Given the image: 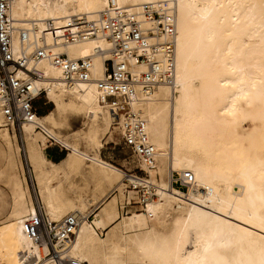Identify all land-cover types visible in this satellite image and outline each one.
<instances>
[{
	"label": "bare ground",
	"instance_id": "obj_1",
	"mask_svg": "<svg viewBox=\"0 0 264 264\" xmlns=\"http://www.w3.org/2000/svg\"><path fill=\"white\" fill-rule=\"evenodd\" d=\"M111 1L148 27L154 23L141 15L143 5H165L175 30L173 81L147 94L139 87L130 101L155 148L153 167L139 162L147 176L123 171L101 156L100 135L111 125L121 133L120 118L102 102L94 81L112 57L110 39L100 32L63 41L70 20L99 23ZM9 15L15 56H30L28 67L41 76L32 78L33 84L58 107L85 112V126L75 133L87 146L63 140L49 127L53 113L20 123L32 192L15 155L21 150L16 124L5 121L0 102L6 160L0 176L7 177L10 197V211L0 225V264H58L49 246L23 229L25 217L38 209L53 220L69 214L78 219L62 254L83 264H120L122 256H141L146 236L178 223L173 264H264V0H11ZM167 38L162 34L152 40ZM39 47L71 59L90 58L93 80H66L49 57L33 58ZM130 68L138 75L146 65L131 61ZM49 138L70 150L63 161L46 158ZM85 164L89 182L83 184L76 177ZM175 172L193 175L186 190L172 184ZM141 189L149 192L139 206L146 214L122 212L131 205L127 193ZM138 197L135 202L141 201ZM172 210L178 214L171 216Z\"/></svg>",
	"mask_w": 264,
	"mask_h": 264
},
{
	"label": "built area",
	"instance_id": "obj_2",
	"mask_svg": "<svg viewBox=\"0 0 264 264\" xmlns=\"http://www.w3.org/2000/svg\"><path fill=\"white\" fill-rule=\"evenodd\" d=\"M10 4L11 0H0V102L5 121L19 125L24 121L35 120L38 114L35 101L44 94V90L37 89L33 84L32 78L41 76L28 67L29 55L17 57L14 54L12 36L15 26L9 15ZM155 5L146 3L141 10L144 19L154 23L152 27L146 26L144 20L135 13L111 1L102 12L101 22L74 18L69 21V28L62 35L64 42L87 39L100 32L110 39L112 57L106 61L107 68L103 76L94 81L101 91L102 102L114 117L120 118L118 125L123 145L132 150L138 163L142 162L149 167L155 164V148L149 140L145 121L138 111L130 107V101L137 97L139 87L144 93H150L159 83L172 82L174 74V26L168 16V7ZM21 34L25 39V33ZM162 34L169 38L164 41L152 40L153 36ZM46 57L63 70L66 80L76 83H89L93 80L92 63L88 57L71 59L67 54L53 53L45 47L37 48L33 54L34 59ZM131 61L146 65V70L134 74L130 68ZM192 181L193 175L190 172L183 175L177 173L176 176L173 174L172 184L179 185V188L187 187V183ZM139 193L141 201L138 204L142 205L149 192L141 189ZM78 225V219L72 214L53 220L38 209L25 217L23 229L36 242L49 246V254L58 264H83L77 258H64L62 254L74 237Z\"/></svg>",
	"mask_w": 264,
	"mask_h": 264
},
{
	"label": "rangeland",
	"instance_id": "obj_3",
	"mask_svg": "<svg viewBox=\"0 0 264 264\" xmlns=\"http://www.w3.org/2000/svg\"><path fill=\"white\" fill-rule=\"evenodd\" d=\"M48 98V99H47ZM45 103V105H44ZM35 107L38 109V114L41 113V109L46 110V113H43L42 115L53 113V119L48 120V126L54 129L56 132H58L60 135H62L63 140H67L69 142H73V144L77 145L80 148H85L87 146V142L84 141V138L80 133H75L76 130H79L80 128L85 126V123L87 121L85 112L82 109H75L72 110L71 107H58L56 104V101L53 100L52 96L46 97L45 94H43L40 98H38L35 101ZM16 131L18 133V138L16 140V144H18L21 147V150L19 152H15V155L17 156L16 159L21 160L26 178L28 181V185L30 187V190L33 192V185L31 184V177H30V171L29 166L27 164L26 156L23 149V139L20 137V128L16 124ZM9 131L12 132V128H9ZM100 138L103 142V147L101 148V155L104 159L110 161L118 168L122 169L123 171H126L128 173H137L139 176H146L143 169H141L135 155L133 154L132 150L130 148H127L123 145V141L121 138V133L119 129H114V127L109 126V129L105 135L101 134ZM55 140V139H54ZM51 140V138L46 141V145L44 144V148L49 145L51 147L58 148L61 147L64 149V151L67 153L66 156L70 154V150L61 142V141H54ZM86 142V143H85ZM5 152L3 150L2 145L0 144V171H2L5 166ZM88 164H85L83 166L84 170L83 173H80L79 176L76 177V180L80 181V183H88L89 181L85 179V174H87L89 171V167L87 168ZM19 169H16V171H21ZM88 171V172H87ZM177 173L175 172V176ZM3 176V177H2ZM83 181H82V180ZM93 182H91V189L95 186H93ZM176 187H179V185H175ZM5 187V188H4ZM128 188H133L128 184ZM93 188L92 190H94ZM182 190H186L187 187H182ZM96 190V189H95ZM137 191V189H136ZM98 193V191H95ZM129 192V190H128ZM139 192H133V193H127L128 197H131V205L127 209H121L122 212H125L126 210L129 213V215L132 214H146L145 212L139 210L141 207H139L141 204H138V202H135L137 199H139ZM130 194V195H129ZM138 197V198H137ZM120 206H123L124 203L120 202ZM10 211V197L8 192V181L7 177L5 175L0 176V225H2L6 220L8 213ZM178 213L171 212V216H176ZM182 219V218H181ZM180 232V224L178 223L172 230L168 229H161L159 233L152 234L150 236H146V238L143 239L145 242L144 250L141 252V256H122L120 258V264H173V255H174V249L176 244V237Z\"/></svg>",
	"mask_w": 264,
	"mask_h": 264
},
{
	"label": "crops",
	"instance_id": "obj_4",
	"mask_svg": "<svg viewBox=\"0 0 264 264\" xmlns=\"http://www.w3.org/2000/svg\"><path fill=\"white\" fill-rule=\"evenodd\" d=\"M44 105H45V103H44ZM40 109H41V113L42 114L43 113H46V110H43L41 107H40ZM66 155H67V153L61 147H59V149H58V148H55V147H51V145L50 146L48 145L46 147V149H45V156H46V158L48 160H51V161H54V162H61V161H63L65 158H67Z\"/></svg>",
	"mask_w": 264,
	"mask_h": 264
}]
</instances>
